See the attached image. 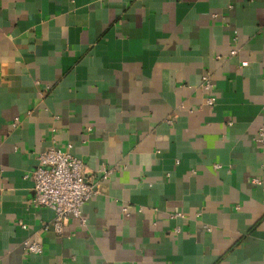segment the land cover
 <instances>
[{"label": "crops", "instance_id": "crops-1", "mask_svg": "<svg viewBox=\"0 0 264 264\" xmlns=\"http://www.w3.org/2000/svg\"><path fill=\"white\" fill-rule=\"evenodd\" d=\"M262 129L264 0H0V264H264ZM70 145L60 235L32 174Z\"/></svg>", "mask_w": 264, "mask_h": 264}, {"label": "built area", "instance_id": "built-area-1", "mask_svg": "<svg viewBox=\"0 0 264 264\" xmlns=\"http://www.w3.org/2000/svg\"><path fill=\"white\" fill-rule=\"evenodd\" d=\"M232 55L236 51L231 52ZM201 89L207 95L205 104L208 107L216 105L213 96L214 84L211 76L202 77ZM16 119L14 127L18 125ZM169 123H172L171 121ZM258 142L264 145V130H260ZM72 146L68 149L52 147L39 155V164L32 174L34 181L35 197L33 203L36 207L45 206L55 212L53 230L57 234H64L65 226L71 217L77 218L82 225L86 224L83 217V208L97 194L98 189L86 180L84 162L73 156ZM114 173V170H104L102 180L106 181ZM127 211L126 209L124 210ZM175 214L172 217H182ZM25 228L24 224H21ZM24 249L28 254H41L43 247L38 241H25Z\"/></svg>", "mask_w": 264, "mask_h": 264}]
</instances>
